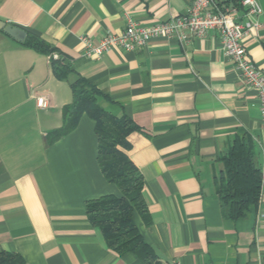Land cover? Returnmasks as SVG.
Segmentation results:
<instances>
[{
  "label": "crops",
  "instance_id": "0c3cea01",
  "mask_svg": "<svg viewBox=\"0 0 264 264\" xmlns=\"http://www.w3.org/2000/svg\"><path fill=\"white\" fill-rule=\"evenodd\" d=\"M260 24L245 39L248 57L264 70V0ZM192 0H0V19L44 38L76 71L103 91L101 105L139 127L128 136L129 157L141 171L147 219L134 221L159 264H262L264 172L257 208L225 217L214 176L219 156L241 132L254 142L264 171V122L254 88L226 55L215 30L186 45L157 38L133 50L83 56L82 36L99 43L123 31L188 11ZM74 78L73 75L70 77ZM45 96L48 106L39 107ZM50 55L0 31V247L27 264H147L110 248L91 224L89 200L119 195L98 162L95 120L84 114L55 142L72 102Z\"/></svg>",
  "mask_w": 264,
  "mask_h": 264
},
{
  "label": "trees",
  "instance_id": "16d2710c",
  "mask_svg": "<svg viewBox=\"0 0 264 264\" xmlns=\"http://www.w3.org/2000/svg\"><path fill=\"white\" fill-rule=\"evenodd\" d=\"M216 1L223 8L240 9L242 0ZM21 43L42 54L56 52L44 38L30 32ZM52 66L59 79L70 82L73 99L62 109V125L49 131V141L55 142L67 135L77 127L84 114L89 115L95 120L102 173L119 189V195H103L87 202L89 221L102 231L110 248L119 253H134L147 264H159L155 249L144 239L134 221L136 212L147 219L144 177L126 152L130 147L129 134L139 127L127 114L117 115L104 108L100 100L108 99L107 95L82 77L66 58L52 59ZM71 75L74 78L71 79ZM218 160L222 167L214 180L222 213L233 220L245 217L258 207L263 183V171L256 161L252 136L247 132L237 134ZM0 264L27 263L18 253L0 247Z\"/></svg>",
  "mask_w": 264,
  "mask_h": 264
},
{
  "label": "built area",
  "instance_id": "2783aa9c",
  "mask_svg": "<svg viewBox=\"0 0 264 264\" xmlns=\"http://www.w3.org/2000/svg\"><path fill=\"white\" fill-rule=\"evenodd\" d=\"M261 13L262 6L258 0H242L240 9L233 6L223 8L216 0H192L186 13L164 22L142 25L129 18L123 31H107L97 44L91 38L82 36L81 40L86 47L83 56L100 57L113 48L133 50L144 47L157 38L175 40L186 45L215 30L221 36L226 55L235 64L245 83L255 89L264 122V70L248 57L245 47V39L260 26L257 19ZM50 58L59 59L61 56L54 52ZM37 104L39 107H46L48 100L45 96H40ZM175 264L182 263L176 261Z\"/></svg>",
  "mask_w": 264,
  "mask_h": 264
},
{
  "label": "water",
  "instance_id": "95a60500",
  "mask_svg": "<svg viewBox=\"0 0 264 264\" xmlns=\"http://www.w3.org/2000/svg\"><path fill=\"white\" fill-rule=\"evenodd\" d=\"M0 30L12 37L13 39L24 42L27 37V31L19 25L9 23L0 19Z\"/></svg>",
  "mask_w": 264,
  "mask_h": 264
},
{
  "label": "rangeland",
  "instance_id": "374dc122",
  "mask_svg": "<svg viewBox=\"0 0 264 264\" xmlns=\"http://www.w3.org/2000/svg\"><path fill=\"white\" fill-rule=\"evenodd\" d=\"M73 77H74V75H73Z\"/></svg>",
  "mask_w": 264,
  "mask_h": 264
}]
</instances>
